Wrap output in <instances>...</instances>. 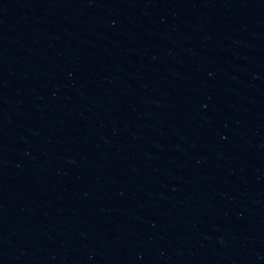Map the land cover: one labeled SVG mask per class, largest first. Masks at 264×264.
I'll list each match as a JSON object with an SVG mask.
<instances>
[{
    "label": "water",
    "instance_id": "95a60500",
    "mask_svg": "<svg viewBox=\"0 0 264 264\" xmlns=\"http://www.w3.org/2000/svg\"><path fill=\"white\" fill-rule=\"evenodd\" d=\"M0 264H264V0H0Z\"/></svg>",
    "mask_w": 264,
    "mask_h": 264
}]
</instances>
